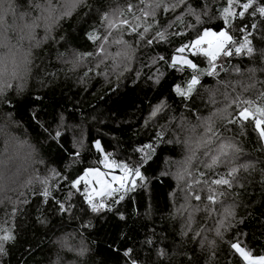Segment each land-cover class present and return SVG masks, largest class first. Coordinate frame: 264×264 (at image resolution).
<instances>
[{"label": "snow or ice", "instance_id": "6c2138e0", "mask_svg": "<svg viewBox=\"0 0 264 264\" xmlns=\"http://www.w3.org/2000/svg\"><path fill=\"white\" fill-rule=\"evenodd\" d=\"M213 6H215L214 13L211 11ZM50 8L51 5L47 3V0L45 3H41V0H0V28L4 30L9 27L15 28L19 20L22 23L21 30H27L28 38L31 39L34 29L40 26L41 19L47 20L44 13ZM72 9H87L85 17H91L92 5L89 0H72L70 8L61 12L56 19L59 21L69 18ZM177 9H180L178 14ZM160 10L165 15L175 14V19L164 25L159 24L157 13ZM97 12L99 13V25L90 26L83 33L87 40L92 42L94 50L80 51L76 48H69L65 53H58V58L71 66L70 71H74L89 61L94 62L84 73V77H88L89 72L96 71V74L103 78L104 83L110 85L108 91L113 94H118L121 78L125 73L135 72V79L131 75L127 76V79H133L134 83L135 80L141 78V70L134 68L133 65L139 60L138 54L142 45L150 48L155 43H171L172 37L185 36L184 29L194 30L195 35L188 37V43L185 44L182 40L180 46L174 47L167 57L159 53L148 56L144 66L150 70L156 68V72L148 77L153 84H159L163 76L158 65L162 64L176 72L185 73L182 80L170 86V91L180 98L181 103L188 109V115L194 116L197 121H200L199 126L204 128L202 137L197 141V147L201 144H216L214 150L204 152L207 159L202 161L203 167L212 173L211 176H205V173L193 176L189 171L195 155V150L191 148L188 149L191 155L185 157L182 168L175 174L178 180L184 179L185 176L190 177L185 180V186L181 189L184 192L185 201L181 208H187L189 211L187 222L180 233V247L169 255L166 246L157 247L151 237H146L143 245L146 246L147 254L141 261L135 248L129 247L124 242L114 247L115 240H112L109 242L108 251L113 256L115 264H120L121 260L124 264H165L166 261L168 264H200L201 255L204 264H220L217 251L220 242L228 244V254L233 258H238L237 264H264V255H253L250 249L243 246L240 237L247 234L239 230V226L245 222V219L252 215L248 209L256 202L253 199H245V197L251 195L248 189L253 186L257 165H259L260 176L258 181L260 216L264 217V81H256L257 73L264 74V0H197L195 4L193 0H138L137 3L129 0L125 6L109 8L103 12L97 9ZM9 16L11 24L8 22ZM186 18L194 19L195 24L185 23ZM213 20L222 21V26L217 31H213L209 26ZM176 22H180L181 27L171 31ZM84 23H87V19ZM201 25L204 26L203 31H201ZM50 28L51 25L46 23L45 31H49ZM101 29H103L102 32ZM125 35L131 37V40L125 39ZM20 38L23 39L24 36ZM60 39L66 40L63 36ZM53 41L55 42V38ZM113 45L118 49L115 53L108 51ZM0 46L3 44L0 43ZM28 55L30 56L31 53ZM241 55L248 57L253 64L246 69L250 83L245 86V91L248 88H254L256 82L261 84L257 100L244 99L242 96L229 98L225 93L228 103L223 108L216 109L210 117L202 119L197 112L193 111V109H198L196 100L202 99L199 91V87H203L201 77L216 78L220 72L227 73L230 70L240 73L241 70L229 64L228 59ZM191 57L197 59L194 60ZM109 59L112 61L111 73L107 70L100 71L102 65L105 69L109 67L105 64V61ZM25 63L30 64L31 60L26 59ZM202 64L206 67H201ZM40 67L36 66L37 73ZM50 75L54 76V74ZM113 76L116 83L111 86ZM219 82L218 80L217 83ZM137 87H139L138 84ZM13 89L17 95L24 90L23 77L19 76L15 70L8 73L3 58H0V105H7L8 108L14 107L13 98L9 95ZM204 91L208 92L209 102L215 104L213 90L204 89ZM35 99L39 100L40 97L36 96ZM168 108L167 101L161 99L152 107L149 116L157 118ZM65 113H68L66 107L59 114L53 109L50 113V121L39 122L41 129L39 135L43 137V141L47 142V152L55 154L58 161L64 163V169L59 171L56 168H49L48 174L43 178L36 177V181L41 185L40 189L29 187V190L41 198L40 203L54 204L55 211L60 215L66 213L75 215L76 208L79 206L83 216L89 217L87 223L83 222V217H81V227L85 230L92 227V219L99 220L108 213L114 215L119 213L112 227L114 233L119 234L120 239L126 242L131 230L125 233L123 229L127 227L129 217L120 213L119 207L114 208V206L124 201L125 195L134 190L136 186H147L146 176L141 169L145 165L151 167L149 161L157 163L153 160V157L158 155L157 149L161 148V145L179 144L180 140L165 139L163 131H157L155 143L143 144L135 149L142 155L134 165H129L125 161L112 158V154L103 148L99 139L93 137L90 143L86 144L84 129L82 123H76L75 111L67 115V120L72 121L71 124L66 122ZM8 115L10 116L11 113ZM218 115L222 123L216 127L213 118ZM32 118L38 120V114L34 113ZM174 119L175 117H169L170 121ZM179 119L181 126L188 125L195 130L196 125H192L184 113ZM147 123L146 120L145 124ZM249 128L256 136L253 151L258 152L259 156L255 160L249 159L244 163H237L239 155L243 152L237 137L247 136ZM227 132H232L233 135L226 136ZM184 143L188 147V141L185 140ZM93 150L98 155L95 163L101 165L104 171L95 166L84 167L82 170L77 167V175L74 178L66 174L73 166L83 163L85 159L83 153ZM161 150L165 149L161 148ZM37 163H44V161L41 159ZM221 165L226 171L217 172L216 169ZM116 169H119L120 174L110 175ZM241 172L244 175H241ZM165 175H168L166 171L160 172V176ZM59 180L65 181L69 189L63 200L54 198L53 187H56ZM49 181L52 183L50 184ZM27 184L31 186L32 180H29ZM81 184H83L82 190L79 187ZM56 190L58 191L59 187H56ZM75 194H78V198L76 202H73L72 197ZM20 197L22 199L18 198L16 201L8 198L12 203V209L5 214L6 218L0 221V264H5V258L10 256L9 246H14L17 242L16 217L21 212L19 206L29 203L24 192L20 193ZM226 197H231V200L226 202L221 199ZM191 200L200 203L191 205L189 204ZM201 204L208 217L214 214L217 217L211 229L212 239L202 235L204 228L197 230L192 227L194 213L201 210ZM217 204L220 205L221 211L215 213L214 206ZM241 209L243 212L239 211ZM89 214L92 215L89 216ZM35 222L44 224L46 218L42 214L38 215ZM260 225L264 228V221H260ZM232 229H237L234 234L235 239L225 240L226 234ZM189 240L193 242L192 248L187 247ZM57 244L61 250L72 252L79 258L73 264H95L88 255L91 249L85 244L83 234L78 244H71L67 238L57 241ZM178 256L182 259L174 260ZM53 264H60V261L57 260ZM101 264H107V261H102ZM228 264H231V261Z\"/></svg>", "mask_w": 264, "mask_h": 264}, {"label": "trees", "instance_id": "16d2710c", "mask_svg": "<svg viewBox=\"0 0 264 264\" xmlns=\"http://www.w3.org/2000/svg\"><path fill=\"white\" fill-rule=\"evenodd\" d=\"M58 1H54L56 5ZM51 2L53 0H47L48 4ZM128 2L129 0H89V3L92 5L90 18L85 17L87 9H76L69 18L57 21L54 27L50 28L45 35V40L31 43L30 47H33V52L36 54V57H31L30 71L23 78L24 90L19 95L13 90L9 93L13 98V108H8L7 105H0V112L7 115V119L5 118L3 121L5 122L4 125H7L9 128L8 132L5 131V135H0V150L2 148L4 149V146L7 148L12 143L20 142L22 138L27 140L28 144L34 146L37 156H39L40 160L42 159L44 161V163H41L43 169L39 167L36 169L35 166H31L40 176L47 173L49 168H56L59 171H63L64 163L59 162L55 154L47 152V142L36 138L32 130L26 128L14 113L17 106H19L18 110H21L25 105L32 103L40 106L44 105L42 107L50 109L51 112L54 109L51 106L57 107L60 111L66 107L68 113L75 111L77 123H82L84 129L85 143H90L93 137L99 139L101 140L103 148L112 154V158L125 161L129 165H134L142 155V153L136 152L135 149L140 148L143 144H154L156 141V132L161 130L169 137L171 136L175 140H180V143L176 144V148L180 153L174 159L178 162L184 155L186 157V145L184 141L193 138L199 140L204 133V128L199 126L200 121H197L194 116L188 115V109L181 103L180 98L176 97L170 91V86L174 82L182 80L185 73L176 72L172 68L164 67L162 64L158 65L163 76L159 84H153L148 77L156 72V68L150 70L147 66H144V63L147 61L148 56H154L158 53L167 57L174 47L180 46L182 40L183 43H188V37L195 35L194 30L184 29L185 36L172 37L171 43H155L150 48L143 46L138 54L139 60L133 65L134 68L141 70V78L135 80L134 83L135 72L129 74L133 79H127V76H125V82L123 83L121 80V87L119 88L118 94L110 93L108 91L110 85L105 84L101 79L102 77L98 76L94 71L89 72L88 77H84V73L89 69H83L85 64L81 65V69L76 68L74 71H70L71 66L63 63L58 58V53H65L66 49L69 48H76L80 51H93L94 47L92 42L88 41L83 33L90 26L99 25V13L97 9L103 12L109 10V8L125 6ZM131 2L137 3L138 0H131ZM196 2L197 0H193L194 4ZM41 3H45V0H41ZM211 11L215 12V6L212 7ZM85 19H87V23H84ZM174 19L175 14L173 13L165 15L162 10L157 13V22L161 25L167 24ZM184 22L195 24L192 18H186ZM209 26L212 27L213 31H217L222 26V21H211ZM21 27L22 24L17 25L15 28H9V30L4 32V40L12 41L16 32ZM180 27V22H176L171 31L178 30ZM203 27V25L200 26L201 31H203ZM41 31H43L42 28ZM102 31L103 29H101ZM62 36L66 40H61L60 37ZM53 38H55V42ZM125 39L131 40L127 35H125ZM191 58L194 60L197 59L196 57ZM228 63L238 67L241 72L236 73L230 70L227 73L220 72L216 78L208 76L201 77V85L203 87H199V91L201 92L202 99L196 100L198 109H193V111L197 112L202 119L210 117L216 109L223 108L228 103L225 99V93L228 94L229 98L242 96L244 99L257 100V93L261 89L260 83L256 82L254 88H248L245 91V86L250 83L246 69L253 66L252 62L248 57L241 55L239 57L232 56L228 59ZM258 63L259 60L257 59ZM36 66H41L39 73L36 71ZM201 67H206V65L202 64ZM106 70L110 73V69ZM50 74H54V76ZM81 78H83V82H81ZM218 80L220 81L219 83H217ZM41 81H43V84H41ZM256 81H264V74L257 73ZM115 83L112 77L111 86H114ZM137 84L139 87H137ZM204 89L213 90L215 104L209 102L208 92L204 91ZM36 96H39L40 99L36 100ZM128 96L132 97L138 106L144 110V115L139 125L121 135L98 128L95 124L96 120L107 111L119 106L120 103H123V99ZM161 99L167 101L169 108L164 113H160L157 118H150L149 113L152 107ZM8 113H11V115L9 116ZM68 113H65L66 118ZM182 113L185 114L186 119L192 125H196L195 130L188 125L181 126L179 118ZM46 116L48 117V114ZM169 117H175V119L170 121ZM9 119H11V122H9ZM213 119L214 126L219 127L222 123L219 115ZM146 120L148 121L147 125L145 124ZM165 121L166 124L164 125ZM2 124L0 122V127ZM17 135L21 136V138H17ZM225 135L232 136L233 133L227 132ZM237 140L243 149L237 163H244L249 159L255 160L259 156L258 152L253 151L256 144V136L251 131V128L248 129L247 136L243 138L237 137ZM191 144L192 142L188 141V145ZM207 145L216 146L215 143L201 144L200 147H197V143L195 145V155L202 157V159L195 164L193 157L190 166L192 169L193 166L197 167L193 172V176H198L199 173H205V176L212 175L202 164L205 157V146ZM181 151L183 152V157ZM8 155L10 154H6L5 157L9 158ZM83 155L85 156L83 163L78 166H73L70 172L66 173L67 175L74 178L77 175V167L81 170L84 167H100L99 164L95 163L98 155L94 150L85 152ZM161 171H164V169H160L154 175H148L142 172L146 176L147 186H136L134 190L129 191L125 195L124 201L114 206V208L119 207L120 213L129 217L127 227L123 229L125 233L131 230V234L128 235L126 242L120 239L119 234L114 233L112 227L119 213L116 215L108 213L99 220L92 219V227L85 230L81 227V217H83V222L85 223H87L89 217L83 216L79 206L76 208L75 215L67 213L60 215L55 211L54 204L40 203L41 198L27 189L28 191L25 195L29 203L19 206L21 212L16 217V224L18 226L16 233L17 242L14 246H9L10 256L5 258V264H52L58 255L65 257L69 263L73 264L79 258L67 250L57 251L59 249L57 247V241L61 240L63 235H70L72 243L78 244L81 239V234H83L85 244L91 249L88 255L91 256L95 264H101L102 261H107V264H115L113 256L108 251L109 242L112 240H115L114 247H118L124 242L129 247L135 248L136 252L139 253L141 261L145 259L147 254L146 246L143 245L146 237H151L157 247L166 246L169 255H171L173 250L180 247V233L182 230L180 220L174 212L178 184L169 174L160 176ZM216 171L224 172L226 169L221 165ZM241 175L244 174L241 172ZM200 179H203V177H200ZM259 179V165H257L253 186H250L248 189L251 195L245 197V199H253L256 202L248 209L252 215L245 219V222L239 226V230L247 234L246 236H241L240 240L243 246L252 251L253 255H264V228L260 225V221H264V217L260 216ZM49 183L51 184L52 181ZM31 186H33L32 189L36 190H39L41 187L37 182H32ZM56 187H59L58 191ZM56 187H53L54 198L63 200L69 190L67 183L59 180ZM77 198L78 194L73 195L72 201L76 202ZM221 199L228 202L231 200V197ZM198 203L200 202L195 200L189 201L191 205ZM11 209L12 204L7 199L3 198L0 200V221L6 218L5 214L10 212ZM214 209L215 213L221 211L219 204L215 205ZM239 211L243 212V209ZM41 214L46 218V223L44 224L35 222L36 217ZM91 215L89 214V216ZM216 218V214L208 217L207 213L203 210V204H201V210L195 212L193 219L195 229L204 228L205 231L202 232V235L212 239L213 232L211 229L213 228V221ZM236 231L237 229H232L227 233L225 240L235 239L234 234ZM187 247H193L191 240L187 242ZM142 248L145 250L142 251ZM197 251L199 252L198 247ZM217 251L220 264H228L229 261H231V264H237L238 258H233L228 254L229 249L227 243L220 242ZM153 259H155V256H153ZM179 259H182V257L178 256L174 258V260ZM120 264H124V261L121 260ZM165 264H168V262L166 261ZM200 264H204L202 255L200 256Z\"/></svg>", "mask_w": 264, "mask_h": 264}, {"label": "rangeland", "instance_id": "374dc122", "mask_svg": "<svg viewBox=\"0 0 264 264\" xmlns=\"http://www.w3.org/2000/svg\"><path fill=\"white\" fill-rule=\"evenodd\" d=\"M55 0L50 3L51 8L49 11L45 12L44 16L47 17V20L41 19L40 21V26L34 29V34L33 38L29 39L27 35V30H21L22 27L20 28L19 31L16 32V35L13 37L12 41H5L4 40V32L9 30V27L7 30H4L0 28V43L3 44V46H0V58H3L4 65L8 71V73H11L13 70H15L19 76H22L23 78L26 76L28 73V69L31 67L30 64H26L25 60L29 59L31 60V57H36L35 53L33 52V47L31 46V43H37V41H43L46 38L47 32L45 31V24L51 25V28L54 27V25L57 23V17L60 15L61 12L67 10L70 8L72 4V0H59L58 4L56 5ZM76 9H72V12H74ZM180 12V9L177 11V14ZM213 12V11H212ZM214 13V12H213ZM205 19H207L205 17ZM192 21L195 22L194 19ZM214 21V20H213ZM8 22L11 24V17H8ZM17 25L22 24L19 20L16 22ZM41 28L43 31H41ZM24 36L23 39L20 37ZM129 37V36H128ZM131 39V37H129ZM117 47L113 45L108 49L109 52L115 53L117 51ZM143 45L141 46L142 49ZM31 53L29 56L28 54ZM92 61H89L85 63L84 68H89L92 66ZM112 61L109 59L108 61H105V64L108 65L109 67L107 69H110L111 73V65ZM83 65V64H82ZM77 68L81 69V65ZM106 70L104 65L101 66L100 71ZM96 73V71H94ZM130 73H125L124 77L121 78L123 83L125 82V76H128ZM103 80V78H101ZM113 81L116 82L115 77L113 76ZM15 83V82H14ZM15 91V89H13ZM123 103H120L119 106L114 107V109L107 111L104 113L101 117H99L96 120V126L100 129H103L108 132H113L115 134H123L127 131H129L131 128L136 127L139 125L142 116L144 115V110L141 109L137 102L130 96L126 97L122 101ZM44 106V105H42ZM37 104H32L29 103L28 105H25L23 109L18 110L17 106L15 108V115L23 122V124L26 126V128H30L32 132L34 133L35 137L38 139H41L43 141V137L39 135L41 129L39 128V122H47L51 120V110L46 109L45 107H42ZM53 107L56 112L59 114L60 110L55 107ZM36 113L38 114V120H34L33 114ZM48 114V117L46 116ZM7 117L6 114L0 112V122L3 123L2 126L0 127V135H5V131L8 132L9 128L7 125H4L5 118ZM7 119V118H6ZM9 122H11V119H9ZM66 122L71 124L72 121L67 120ZM77 123V120H76ZM78 124V123H77ZM166 124V121L164 122V125ZM173 126V124H172ZM18 131V130H17ZM78 134V133H77ZM165 139H173L171 136L169 137L166 133H164ZM17 138H21V136L17 135ZM188 141H191L192 144L188 145L186 147V156L191 155L189 152V148L195 150V145L197 143V139L193 138ZM176 144H168V145H161V148L158 149L157 156L153 157V160H156L157 163H152V161H149V164L151 167L148 165H145L141 171L148 174V175H154L157 171L160 169H164L169 175L172 176V178L177 182L178 188H177V194H176V199L175 201V207H174V212L180 220V227L181 229L184 228L187 219H188V211L189 209L181 208V205L185 203L184 201V192L181 191L182 188L185 186V180L190 179V177L185 176L184 179L178 180L176 178V173L182 168V162L185 159V155L183 157V152L181 151L182 159L177 162L176 155H178L179 150L176 148ZM216 146H205V151H210L214 150ZM3 149V148H2ZM0 150V200L5 198L7 201L10 203L8 198H11V201H16L18 198L22 199L20 197V193L28 191L29 187L33 186H28L27 182L29 180H32V182H37L36 177L39 176L43 178L45 175L48 174H42L41 176L34 171L31 166H35L36 169L41 168L43 169V166L41 163H37L39 161V156H37V152L31 144H28L27 140L20 139V142H16L15 144H10L9 147H5L3 150ZM8 155L9 158H6L5 155ZM180 155V156H181ZM202 157L198 155H194V163L200 162ZM207 158L204 157L203 161H205ZM193 161V159H192ZM192 163V162H191ZM100 168L102 171L103 167L100 165ZM196 166H193V169L191 166H189V171L192 173L196 169ZM119 175V169L114 170L113 172L110 173V175ZM50 182V181H49ZM38 183V182H37ZM39 184V183H38ZM82 190L83 184L79 186ZM30 191V190H29ZM12 204V203H11ZM195 216V213H194ZM193 216V219H194ZM193 229H195L194 222L192 224ZM67 238L71 244L72 240L70 239V235H63L61 239ZM71 240V241H70ZM75 243V242H74ZM76 244V243H75ZM57 247L59 248L57 251L61 250L60 247L57 244ZM57 260L60 261V264H71L68 262V260L63 257V256H56L54 262ZM53 264V263H52Z\"/></svg>", "mask_w": 264, "mask_h": 264}]
</instances>
